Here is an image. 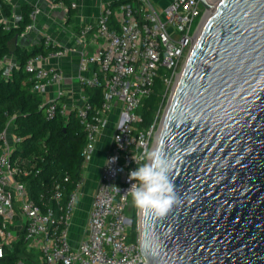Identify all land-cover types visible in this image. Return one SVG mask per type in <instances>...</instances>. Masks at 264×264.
Instances as JSON below:
<instances>
[{
  "label": "built area",
  "instance_id": "obj_1",
  "mask_svg": "<svg viewBox=\"0 0 264 264\" xmlns=\"http://www.w3.org/2000/svg\"><path fill=\"white\" fill-rule=\"evenodd\" d=\"M212 5L213 0H208ZM11 4V0H3ZM52 10H63L66 4L56 0ZM76 9L77 4L72 3ZM41 13L36 7L30 15L31 23L19 36L24 38L36 29L35 22ZM200 0H171L165 11H158L152 0H128L117 9L107 5L96 24L84 26L78 34L79 44H85L92 34L96 49L60 47L45 37L46 48H54L47 55H35L26 65L32 91L43 99L47 119L58 114L68 119L75 112L84 131L87 144L83 151V172L65 202L69 178L57 181L52 188L32 199L25 183L20 182L22 169L12 160L16 136L9 139L8 123L0 138V261L12 250L23 234L28 252H36V264H141L145 258L140 247V228L135 241L130 239L132 227L127 214L131 207L128 193L132 183L129 174L147 163L140 157L152 151L161 123V109L149 128L138 110L153 92L157 80L165 87L164 99L173 83L177 84L184 65L199 36L206 17ZM5 17V15L3 14ZM116 21L118 27L112 25ZM78 55L77 69L69 77L64 71L47 66L53 59ZM16 62L3 61L0 67L11 69ZM70 81L80 88L82 95L75 102L66 90ZM101 89L102 103L93 105L85 96V89ZM114 126L110 148L104 160L97 187L92 198L82 238L72 244L70 228L86 179L87 165L110 125ZM136 158V161L133 159ZM20 231V235L16 233ZM32 264L31 262H29ZM17 264H26L20 261Z\"/></svg>",
  "mask_w": 264,
  "mask_h": 264
},
{
  "label": "water",
  "instance_id": "obj_2",
  "mask_svg": "<svg viewBox=\"0 0 264 264\" xmlns=\"http://www.w3.org/2000/svg\"><path fill=\"white\" fill-rule=\"evenodd\" d=\"M176 86L153 150L179 199L142 212L141 264H264V0H222Z\"/></svg>",
  "mask_w": 264,
  "mask_h": 264
},
{
  "label": "trees",
  "instance_id": "obj_3",
  "mask_svg": "<svg viewBox=\"0 0 264 264\" xmlns=\"http://www.w3.org/2000/svg\"><path fill=\"white\" fill-rule=\"evenodd\" d=\"M127 2L128 0H119L110 6L117 9ZM0 10L7 17L13 12L12 7L3 0H0ZM32 12L33 7L22 5L17 27L6 28L5 24L0 22V64L11 55L17 64L11 69L0 67V136L8 123H11L12 133L20 139L15 144L12 160L30 172L28 176L21 174L18 180L27 185L31 198L38 200L54 183H61L63 179L69 178L70 183L67 184L64 195L66 202L83 172V151L87 144V133L75 112H71L68 119H63L59 114L47 119L42 97L32 91L30 75L25 71L27 61L35 55H47L55 49L46 48L43 41L29 50L20 45L14 51L10 49V43L16 36H21L31 23ZM112 25L118 27L114 20ZM164 93V85L161 80H157L153 94L143 101L138 110L143 119L141 128H149L154 122L157 112L165 102ZM85 96L95 106H100L103 100L101 89L86 88ZM2 145L0 138V147ZM136 209L135 207L132 225L133 237L130 236L132 241L136 240L139 233ZM36 254L28 252L22 237L12 250H7L0 264H17L20 261L36 264Z\"/></svg>",
  "mask_w": 264,
  "mask_h": 264
},
{
  "label": "crops",
  "instance_id": "obj_4",
  "mask_svg": "<svg viewBox=\"0 0 264 264\" xmlns=\"http://www.w3.org/2000/svg\"><path fill=\"white\" fill-rule=\"evenodd\" d=\"M64 1V0H62ZM66 3V8L61 10H52V4L56 2V0H11V4H9L14 14H18L21 16V6L22 5H30L33 7V10L36 7H39L41 13L38 15L37 20L35 22L36 29L31 33L27 34L26 37L18 38L17 44L27 43V42H35V45H39L42 41L44 42L45 37H49L53 42L58 44L60 47L65 48H74L76 50L85 49L88 53H92L97 46V41L94 40L93 35H88L85 44H79L77 41L78 34L81 29L88 24H96L101 15L103 14L107 5H111L113 2H117L119 0H68ZM155 7L158 11H165L171 3V0H152ZM76 3L77 8H71V4ZM2 12V11H1ZM3 13V12H2ZM20 13V14H19ZM4 14V13H3ZM19 16V19H20ZM17 19V25L19 24ZM25 48V47H22ZM10 60L8 62H15L13 55H11ZM78 55L74 52H71L67 57L61 59H53L48 63L47 66H53L58 68L69 77L73 75L77 69ZM66 90L69 91L72 95V99L77 102L79 101V97L82 95L80 88L74 83H70L67 81L65 83ZM111 135L112 131L108 130L104 132L103 136H107L108 145H105V151L103 153L104 160L107 155V152L110 148L111 143ZM15 135L12 133V126L9 128V139L12 141ZM104 138V137H102ZM101 138V139H102ZM106 138V137H105ZM100 139V141H101ZM99 141V142H100ZM99 144V143H98ZM98 146V145H97ZM104 164L98 170L96 177V181L93 191L96 190L97 182L100 177L102 168ZM92 197L89 202V209L85 211V206L78 205L75 218L77 214H81L84 216V227L88 218V214L90 211ZM83 204V203H82ZM16 233L20 235V231L16 229ZM23 237V234L20 235Z\"/></svg>",
  "mask_w": 264,
  "mask_h": 264
},
{
  "label": "clouds",
  "instance_id": "obj_5",
  "mask_svg": "<svg viewBox=\"0 0 264 264\" xmlns=\"http://www.w3.org/2000/svg\"><path fill=\"white\" fill-rule=\"evenodd\" d=\"M136 161V158L133 156ZM141 160L144 163L129 174L132 183L128 192L134 206L145 213H154L156 217H164L178 203L175 186L170 173L175 167V159L169 158L162 148L145 152Z\"/></svg>",
  "mask_w": 264,
  "mask_h": 264
},
{
  "label": "rangeland",
  "instance_id": "obj_6",
  "mask_svg": "<svg viewBox=\"0 0 264 264\" xmlns=\"http://www.w3.org/2000/svg\"><path fill=\"white\" fill-rule=\"evenodd\" d=\"M213 2L215 4L216 0L213 1ZM19 16H18L17 13L16 14L12 13L11 16H8V17L5 16L4 17L3 13L0 10V22L4 23L6 28L17 27V19H19ZM206 18H207V16H206ZM34 44H35V42H27V43H24V44L19 42L17 44V42L14 40L13 42L10 43V49H11V51H14L15 48L18 45H20L21 47H25L26 49L29 50V49H32L34 47ZM9 60H10V58L6 59L5 61H9ZM175 87H176V82H175V84L173 83V86L169 90L168 95L165 98V102L162 105L161 119L164 118V116L166 114V111L168 109L169 103H170L171 98L173 96ZM113 129H114V126L111 124L108 127L107 131L108 130L113 131ZM102 137H104V138H102ZM100 139H101V141H100ZM99 141L100 142H99V144H98V146L96 148V151L94 153L93 160L86 167L87 168L86 171H85V179H86V181H85L83 187L81 188V192H82V194H84V197H83V200L81 201L80 205L85 206V211L87 209H89L90 199L92 197V194L94 195V193H95V191H93V189H92L94 187V184H95V181H96V177L95 176L97 175L98 170L100 169V167L104 164V155H103V153L105 151L104 150L105 149V145L106 146L108 145L109 139H107V136H100L99 137ZM131 206H134L132 197H131ZM127 214L130 216V210L127 212ZM141 216H142V211H140L139 209H136V223L138 225V229L140 227V218H141ZM83 234H84V216L81 215V214L80 215L77 214L76 218L74 216V220H73V222L71 224V228H70V237H71L72 244L74 242L76 244L80 240V238H82ZM129 235L131 237H133L132 236V227L129 228Z\"/></svg>",
  "mask_w": 264,
  "mask_h": 264
},
{
  "label": "bare ground",
  "instance_id": "obj_7",
  "mask_svg": "<svg viewBox=\"0 0 264 264\" xmlns=\"http://www.w3.org/2000/svg\"><path fill=\"white\" fill-rule=\"evenodd\" d=\"M213 1H215V0H213ZM213 1H212V8H211V10L208 11V13L206 14L207 18L205 17V20H204V23H203V27H202V29H201V32H202V30L204 29L206 22L210 19V17H211V15L213 14L214 10L216 9V7H218V5L221 3L222 0H216L215 4H214ZM201 32H200V33H201ZM199 35H200V34H199ZM179 79H180V76H179V78H178L177 83L179 82ZM176 85H177V84H176ZM176 87H177V86H176Z\"/></svg>",
  "mask_w": 264,
  "mask_h": 264
},
{
  "label": "flooded vegetation",
  "instance_id": "obj_8",
  "mask_svg": "<svg viewBox=\"0 0 264 264\" xmlns=\"http://www.w3.org/2000/svg\"><path fill=\"white\" fill-rule=\"evenodd\" d=\"M134 210H135V206H131L130 207V220H131V223L133 225V219H134Z\"/></svg>",
  "mask_w": 264,
  "mask_h": 264
}]
</instances>
